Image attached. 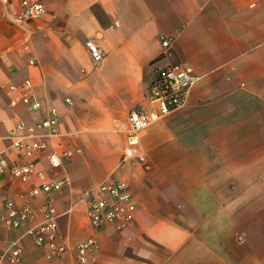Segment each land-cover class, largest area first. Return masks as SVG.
<instances>
[{"label":"crops","instance_id":"crops-1","mask_svg":"<svg viewBox=\"0 0 264 264\" xmlns=\"http://www.w3.org/2000/svg\"><path fill=\"white\" fill-rule=\"evenodd\" d=\"M20 12V0H0V150L15 159L7 131L57 110L47 150L72 156L53 168L40 153L37 168L67 178L53 196L71 250L48 260L25 225L0 227V253L14 240L22 249L2 264H264V0H45L39 18ZM170 63L199 78L184 107L141 132L145 169L123 160L127 114ZM25 80L38 109L21 100ZM105 180L127 182L134 198L121 231L87 218L83 193ZM37 184L0 174V212L6 199L36 207ZM91 234L95 248L76 261L74 245Z\"/></svg>","mask_w":264,"mask_h":264},{"label":"built area","instance_id":"built-area-1","mask_svg":"<svg viewBox=\"0 0 264 264\" xmlns=\"http://www.w3.org/2000/svg\"><path fill=\"white\" fill-rule=\"evenodd\" d=\"M20 18H39L45 12V0H20ZM171 40L162 38L164 53L168 54ZM85 46L95 63L100 62L104 54L93 40H87ZM198 76L185 63H170L158 68L146 87L145 104L132 107L127 114V128L124 142L123 160L138 161L145 169L150 168L145 152L140 148V134L153 121L185 106L192 86ZM15 88L14 85L10 86ZM30 81L23 82L22 102L31 109H38L40 101L31 94ZM70 102L69 98L65 99ZM60 117L54 107L48 115L35 124L28 125L21 121L7 131L6 138L16 151L15 159H9L0 150V174L21 181H37L29 191V196L36 199L43 196L35 207L30 204L16 205L6 199L0 212V227L18 229L25 225L24 235L30 237L35 246L44 248L48 260L61 258L71 250L67 239L59 232L53 192L58 191L67 182V178L49 179L45 172L37 168L38 155L45 153L51 167L57 168L63 160L70 159L72 153L64 151L62 155L48 151L46 138L59 132ZM87 201V218L94 230L111 226L121 231L133 220L136 205L130 186L122 180H105L91 186L83 193ZM242 237L238 236V240ZM96 239L93 234L74 245L75 260L84 262L93 251ZM22 254L18 240L12 241L0 253V264L16 263Z\"/></svg>","mask_w":264,"mask_h":264}]
</instances>
